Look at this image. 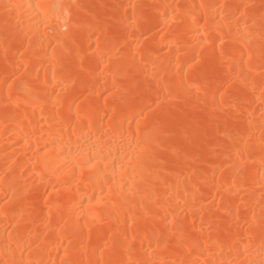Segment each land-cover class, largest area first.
Returning <instances> with one entry per match:
<instances>
[{"label": "bare ground", "instance_id": "bare-ground-1", "mask_svg": "<svg viewBox=\"0 0 264 264\" xmlns=\"http://www.w3.org/2000/svg\"><path fill=\"white\" fill-rule=\"evenodd\" d=\"M51 3L73 5L70 30L79 32L84 47L94 39L87 34L85 26L89 22L103 25L108 41L106 50L112 54L110 66L115 70V82L100 75L89 78L86 83L74 80L62 93L58 107L53 106L51 97L54 92L61 91L63 76L57 68V81L53 83L49 59L53 49L57 50V55L60 50L55 33L43 28L36 8L37 4ZM201 3L206 6L202 10L199 9ZM220 4L224 7H215ZM193 5L196 6L194 10ZM241 5L247 6L243 16L240 15L244 11ZM190 10L201 23L185 28L184 46L179 52H170L160 42L159 29L164 27V18L173 11ZM217 12L231 19L229 28L239 26L242 30L247 26L258 45L264 0H0V212L7 217L0 214V262L15 259L17 262L60 264L61 259H70L77 264H97L98 261L109 264L113 259L122 258L125 247L130 246L129 254L134 259L150 260L158 256L164 261L191 259L219 264L224 260L241 264L248 260L251 264H260L259 249L264 241V226L261 225L264 166L260 163L264 105L259 99L261 77L258 69L254 74L255 92L239 81L232 82L228 88L224 104L231 100L234 108L221 110L212 94L202 99L181 95L172 112L159 113L169 128L163 143L151 156L143 158L141 168L121 173L127 145L117 134L118 121L124 114L131 117L133 112L149 105L157 109L167 93L176 94L181 71L170 69L177 57L183 66L192 59L194 52H198L201 65L205 63L213 36L221 33L210 31L208 44L203 48L192 46L198 38H204L198 36L197 30H204L205 21L211 28L218 19ZM134 17L139 18V26L130 29L129 23ZM185 21L191 24L188 17ZM53 26L50 22L49 28ZM149 27L151 32L147 31ZM165 36L173 39L168 33ZM138 40L141 41V54H147L160 69V79L153 78L150 65L140 63ZM225 40L226 55L235 51V60L239 63L243 44L239 40L229 42L227 37ZM216 50L218 54V41ZM22 62L23 72L20 70ZM201 65H196L192 71L184 68L189 83L199 75L197 69ZM9 77L15 79L14 98L25 85H36L40 105L22 106L19 110L11 107L5 83L6 80L12 82ZM121 89L127 90L122 98ZM216 92L214 87L212 93ZM121 106L126 113H122ZM145 124L151 127L150 120L143 121L142 130ZM241 138L252 145L243 163L236 161L234 150L229 147ZM92 144L98 146L92 149V154L99 152V161L94 160V166L85 169L84 175L91 176L90 181L86 179L78 189L70 182L59 184L54 191L50 185H39L36 199L31 194L18 195L24 188L38 184L33 162L39 169L40 164L47 161L50 168L62 174V179L70 181L72 155L79 149L78 159L88 156L84 149ZM173 149L179 155H175ZM193 152L199 158L184 159L186 154ZM117 183L125 191L132 188L134 195L128 202L113 195L111 200L115 207L109 208L102 222L89 219L85 223L81 204L86 209L87 197L93 191L109 187L115 190ZM237 188L238 193L235 192ZM45 189L51 192L50 197L45 196ZM45 199L53 204L47 225L44 222L48 213ZM165 204L169 205L167 210ZM181 208L185 210L181 212ZM173 216L184 242H198V248L191 255L185 252L178 236H168ZM253 216L257 223L250 229ZM133 217L137 218L135 223ZM14 218L20 219V223L12 229L9 224L14 223ZM5 229L12 232L14 240H20L21 247L13 243L12 248L5 251ZM29 233L34 235L31 247L26 248L23 243ZM157 237H163L166 245L153 253L149 245L155 247ZM205 242L207 251L201 254Z\"/></svg>", "mask_w": 264, "mask_h": 264}, {"label": "snow or ice", "instance_id": "snow-or-ice-1", "mask_svg": "<svg viewBox=\"0 0 264 264\" xmlns=\"http://www.w3.org/2000/svg\"><path fill=\"white\" fill-rule=\"evenodd\" d=\"M73 7L70 3H51V4H37V15L41 17V24L45 30H50L55 33V40L57 47L60 50V54L57 55V50L53 49L52 55L49 59L50 70L52 71V81L55 83L57 81V76L55 70L59 68L63 78L60 80V83L63 85L59 93H53L51 97V102L54 107H58L62 102V93L67 91L70 84L74 80H81L86 83L89 78H95L96 75L103 77L112 78L115 82L114 69L110 66L112 61V54H110L106 49L108 47V41L106 40L103 25L99 22H89L85 28L86 32L90 37H94L93 42L87 47H84L83 42L80 40V34L78 31L70 30L71 29V8ZM133 8L135 5L132 6ZM194 10L195 5L191 6ZM206 6L201 3L199 9H204ZM215 7L223 8L224 5L220 4ZM243 8L244 11L240 12V15L243 16L246 14V5L239 6ZM193 10L186 12L173 11L171 15L165 16L164 18V27L160 28V42L163 43L170 52L176 51L179 52L180 49L184 46V38L186 32L185 28H191L196 25H200V21L196 19L195 12ZM218 19H216L211 26L208 27L207 22H204V30L202 32L198 31V36L204 38H198L196 44L192 47L194 48H203L205 44H208L210 41L207 39L209 37L210 31L215 33H221L220 35H214L211 40L212 48L209 50L208 59L203 65L199 59V53L194 52L192 59L188 61L185 65L181 66L179 64V58H176V63L171 67V71L175 72L176 69L181 71V83L179 88L176 90V94L167 93L164 97L162 105L158 106L157 109H153L151 105L147 108L139 111L133 112L131 117L127 114L123 115V118L118 121L117 134L119 138L126 143L127 149L125 156L121 162V173L125 170H129V173L136 171L138 168L142 167V160L145 156H151L156 148H158L164 141V139L169 135L168 124L163 120L159 115L161 112H172L174 104L179 100L181 95L189 94L195 96L197 99H202L207 97L209 94L213 95V100L216 103V106L223 110L225 107L234 108V103L229 100L228 104H224L225 95L228 93V88L231 87L232 82L239 81L246 86H249L252 91H256V84L254 80V74H256L257 69L259 70L258 74L261 77V83L259 88V99L262 105H264V16L261 17L260 33H259V43L257 45L256 41L253 38V33L249 31L248 27L245 26L242 30L239 26L235 29L229 28V24L232 23L231 19H226L225 16L217 12ZM185 17H188L191 20V24H188L185 21ZM50 22L53 23V27L50 29ZM148 22L146 21V24ZM176 27L173 28L172 26ZM139 26V18L134 17L130 23V29H137ZM227 29V31H225ZM148 32H151V28L147 29ZM165 33H168L173 37V39H166ZM227 37L228 41L239 40L243 44V49L240 50V62L237 63L235 60V51L230 52L226 55L225 53V44ZM147 34L145 39H147ZM219 42L220 50L217 54L216 43ZM137 57L142 64H147L151 66V71L154 79H160L159 71L157 64L148 58L147 54H141L139 51L141 49V41H137ZM7 51V49H5ZM196 65H201L197 69L199 75L193 79L190 83L187 81L184 73V68H187L189 71H192ZM21 72L25 70L23 62L20 68ZM16 76V73H13V77ZM227 78V79H225ZM12 81L7 84L9 90L8 104L19 110L22 106L40 105V97L37 95L36 85L28 87L25 85L22 92L19 95H16L14 98L13 94V84L15 79L9 77ZM46 82V81H45ZM218 86V87H217ZM167 87V85H165ZM216 87L217 92L212 93V89ZM126 89H121V98L126 93ZM108 95H115L114 93H109ZM230 95V94H229ZM119 99V98H118ZM117 101H114V103ZM7 111V108L5 109ZM114 111V109H113ZM122 113H126V109L121 106ZM149 113L152 114L149 117ZM80 112L77 111V119H79ZM150 120L151 127L147 124L143 125L142 122ZM251 124V121H249ZM261 141H260V152L261 159L260 163L264 166V125L261 126ZM96 144L89 145L84 151L89 153L88 156L78 159L80 155V150H77L75 155H72L69 150V155H72V162L70 165L71 177L70 181L62 179V174L57 170L50 168L47 161H44L40 164V168H36V162H33L34 174L38 179V184H34L31 188H24L21 190L18 195L20 197L28 196L31 194L33 199H36L39 195V185H50L51 189L54 191L59 184L71 183L73 188L78 189V187L87 179L91 180V176L85 177V169L94 166V160L99 161V152L95 155L92 154V149L97 148ZM231 150H234V155L236 161L243 163L245 160V154L252 150V145L249 144L247 139L241 138L239 141H233L229 146ZM175 155H179L175 149H173ZM191 156L192 159H197L195 152L191 154H186L184 156L185 160L189 159ZM67 160V157L65 158ZM68 167V165H66ZM2 179V178H0ZM235 192L238 193L239 189H235ZM115 195L119 198L124 199L128 202V198L134 195L132 188H128L125 191L119 183H117L116 189L109 187L106 190L101 189L99 192L93 191L91 196L87 197V207L84 208L81 204V215L85 218V223L89 219L93 222H102L104 214H106L110 207H115L114 202L111 200V197ZM45 196L50 197L51 192L48 189H45ZM7 199V198H6ZM45 205L48 207L47 217L45 218V225H47L48 217L52 215L53 204L49 202V199L44 200ZM165 210L169 205H164ZM185 209L181 208V212ZM188 210H191L189 207ZM0 214L5 215L3 212ZM22 219V215L20 217ZM20 219L14 218V223L9 224V228L14 229L16 224L20 223ZM136 217H133V223L136 221ZM252 224L249 225L251 229L253 225L257 223L256 217L253 216ZM170 230L168 232L169 237L178 236L181 243L185 248V252L191 255L194 250L198 248V242L195 240H189L187 243L184 242L183 233L180 230V227L177 223L175 216L169 221ZM261 225L264 226V209H262L261 214ZM203 231V229H201ZM33 233L28 234V239L24 241V247H31L30 241L33 239ZM128 240L130 245L129 238ZM13 243L19 248L21 247V242L19 239H13L11 231L5 229V251H8L12 248ZM205 242V247L200 249L201 254H204L207 251ZM189 244L192 246L189 247ZM161 245H166V241L163 237H157L155 240V247L151 244L153 253H156ZM247 252V247L245 248ZM262 259L260 264H264V241L261 242L259 249ZM131 252L130 246L125 247V254L122 258L113 259L109 261V264H212L211 261L207 260H181V261H164L160 257H154L150 260H143L136 258L134 259L129 253ZM64 255H68V249H64ZM103 255V253H101ZM0 264H40L39 261H22L17 262L15 259H10L7 262H0ZM60 264H77L76 261L70 259H61ZM99 264V261L97 262ZM219 264H233V262H225L220 260ZM241 264H251L250 261L244 260Z\"/></svg>", "mask_w": 264, "mask_h": 264}]
</instances>
